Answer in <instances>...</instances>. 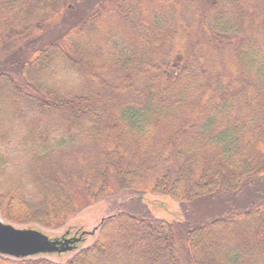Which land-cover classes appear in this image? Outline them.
Masks as SVG:
<instances>
[{"label":"trees","instance_id":"16d2710c","mask_svg":"<svg viewBox=\"0 0 264 264\" xmlns=\"http://www.w3.org/2000/svg\"><path fill=\"white\" fill-rule=\"evenodd\" d=\"M123 193L179 213L0 264H264V0H0V217Z\"/></svg>","mask_w":264,"mask_h":264},{"label":"rangeland","instance_id":"374dc122","mask_svg":"<svg viewBox=\"0 0 264 264\" xmlns=\"http://www.w3.org/2000/svg\"><path fill=\"white\" fill-rule=\"evenodd\" d=\"M23 168L22 165L17 167ZM126 211L137 217L156 218L173 222L179 213L178 204L169 197L146 195L142 198L133 197L130 194H121L116 197L101 200L78 213L73 219H70L63 227L56 229H47L35 224L14 225L4 221L15 228H31L42 232L50 239L61 237H81V241L77 244V250L89 246L96 237L98 226L101 221L119 211ZM93 232V234H91ZM75 251V252H76ZM74 253V252H73ZM61 255H45V257L53 262H64L71 254Z\"/></svg>","mask_w":264,"mask_h":264},{"label":"water","instance_id":"95a60500","mask_svg":"<svg viewBox=\"0 0 264 264\" xmlns=\"http://www.w3.org/2000/svg\"><path fill=\"white\" fill-rule=\"evenodd\" d=\"M84 234L82 233L79 237L50 239L35 229L15 228L5 223L0 217V255L22 260L45 255L73 253Z\"/></svg>","mask_w":264,"mask_h":264}]
</instances>
